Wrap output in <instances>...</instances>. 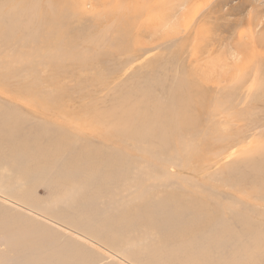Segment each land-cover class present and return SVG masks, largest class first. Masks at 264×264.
<instances>
[{
	"label": "rangeland",
	"instance_id": "rangeland-1",
	"mask_svg": "<svg viewBox=\"0 0 264 264\" xmlns=\"http://www.w3.org/2000/svg\"><path fill=\"white\" fill-rule=\"evenodd\" d=\"M65 1L67 2L0 0L2 13L9 9H18L23 4H38L40 9H43L38 10L40 15L48 17L49 10L53 8L51 16L57 14L60 17L58 27L62 30L66 27L69 29L66 37L80 33L86 23L85 32L96 38L97 42L101 41L99 47L95 44L97 49L81 46L76 48L81 55L92 54L89 55V58L92 57L89 64L84 67L85 71H82L77 63L82 61L81 56L76 58L77 62L71 61L67 70L62 66L53 69L45 63L44 58H38L39 56L38 59L25 56L33 44L32 41L37 43L43 34L42 30H39L42 28L40 25L36 30L30 25H20L14 36L9 35L4 41L0 40V225L2 215L22 214L14 205L6 203L3 196L13 201H18L19 198L26 205L35 201L38 207H47L50 211L45 209V215L48 214V217L51 216L50 218L61 225L40 223L45 232L53 231L54 237L52 241L48 240L50 236L43 237L41 241L42 238H38V230L35 229L34 239L38 244L35 249L16 248L13 245L15 250L10 248L12 245H6L5 240L8 241L9 237L0 235V264H126L122 259L130 264H264V240L258 245H248L245 243L246 238L236 236V227V234L217 229L221 221L232 217L233 211L224 206L225 203H230L231 207L239 212H243V209L249 210L247 213L250 214L254 212L257 218L261 219L260 230L264 231V92H260L258 88L264 87V44L258 42V39L264 38V0H202V3H195L196 7H202L198 20L210 18L214 23L222 25L221 32L217 33L215 39H226L214 43L219 51L212 57L217 61L218 56L222 55L226 60L227 64L224 67L220 65V68L214 67L213 62L216 61L213 59L210 63L206 54L196 59L187 56L188 54L182 57L177 55L184 41H180V37L171 38L169 33H174L170 29L174 26L172 22L177 21H174V17L177 19L179 15L172 17L173 21L171 18L165 20L164 10H161L171 0H78L79 3L77 0L75 3L74 0H69V3ZM86 1L89 2L88 5H85ZM99 2L101 4L97 6ZM205 2L213 4L207 5ZM111 3L117 5L113 6ZM157 6L162 7L160 11ZM83 8L88 10V14L92 13L91 11L97 14L93 12L87 20L85 16L84 20L81 16L74 17V13L84 11ZM133 14H137V17ZM250 20L255 23L252 30L258 31L254 39L257 43L255 46L247 38L251 31L248 25ZM79 21L84 24H78ZM166 21H170V25L165 23ZM167 28L169 32H165ZM34 30L36 36L32 41L19 40L16 37L19 32L29 34ZM140 30H146L147 33H141ZM240 33H245L246 38L241 46H236ZM112 42L117 47H127L132 51L146 48V52L135 59L131 53H119ZM236 49L238 53L241 49L243 51L239 53L238 58ZM23 56L24 58L17 62L13 61V58ZM212 63L213 65H209ZM186 78L188 79L185 82ZM183 82L185 83L182 84ZM184 85L187 87L186 91L203 89L206 94L201 98L204 97L206 103H201L200 120L196 126L198 132L195 131L194 138L188 135L186 138L189 146L180 150L184 155L168 151L166 159V156H163L166 150H161L165 147L150 134V128L154 126L150 122L158 110L159 115L170 111L171 106L177 102L176 90ZM235 87H240L242 91L234 93ZM248 87L251 88L248 90ZM212 93H216L214 98L211 97L214 95ZM220 94H223V97L229 95L223 100L224 107H220L221 110L228 109L225 117L246 116L243 123L237 124L239 122L234 119H229L231 122L221 119L220 122V117H215L213 104L219 102ZM256 96L259 98V107H250V103H256L252 100ZM173 100L175 104L170 103ZM137 105L146 109L145 116L135 109ZM126 110L129 113L125 119L123 114ZM160 110L163 111L162 114ZM165 122L163 119V124ZM214 128L219 131L217 134ZM115 129L119 133L130 129L133 134L127 139L119 138L112 135ZM158 130L159 128L155 132ZM212 132H215V135ZM108 135L112 137L109 139ZM227 135L229 139L224 137ZM61 136H66L65 140L69 141H62ZM189 137L191 139H188ZM207 137L214 143L208 144ZM231 138L235 141L243 139V143L227 147L217 146L228 140L232 141ZM51 142H62L76 150L86 148L84 150L91 152L90 159L84 161V165L77 156L74 161L75 152L62 153L63 158L56 152V155H52L51 151L49 152ZM167 143L169 146L164 145L169 149L171 144H176L174 140L171 144L169 141ZM206 144L214 145L207 149ZM35 147L39 148L38 152ZM43 151L49 153L50 158L58 155L61 160L58 157L53 158V161L48 154L45 153L44 156ZM150 152L159 153L166 161L168 155L171 154V157L169 156L166 162L162 156L156 157L157 153L152 155ZM175 153H179L180 157L175 156ZM117 155L126 159L122 165L115 162L119 159ZM43 158L46 163L53 161L55 165L49 167L51 163L46 164ZM73 161L75 163H72ZM78 161L83 165L80 169ZM164 162L169 164L168 167ZM62 163L69 165L66 168ZM74 164H78L77 171L80 172H75L76 166L72 168ZM26 166L30 172L33 167L32 171L35 173L23 169ZM91 166L94 168V171L91 168L93 172H90ZM70 167L75 173L71 172ZM42 168H45L44 172ZM256 168L262 169L261 172L257 174ZM24 171L32 176L27 174L26 178ZM60 173L65 176V181H62L64 178L56 179L61 177ZM68 174L71 178L77 174L78 179L75 177L71 180ZM19 195H22L21 198ZM235 197H247L246 200L250 199L256 205L242 204ZM150 201L162 205L158 213H155L154 219L146 211ZM199 204H203L211 212H214L216 206H222L224 210L214 213L212 221H202L201 228L195 230L191 224L198 223L194 211L198 209ZM177 211L180 212L184 224H170L168 228V222L163 217L170 213L175 218ZM124 214L126 220L123 219ZM9 222L13 225L10 226L13 233L20 235L23 241L27 238V233L33 232L27 227H22V224L25 225L23 222ZM63 246L68 247L65 250ZM57 250H65L64 253L67 254L57 256Z\"/></svg>",
	"mask_w": 264,
	"mask_h": 264
},
{
	"label": "bare ground",
	"instance_id": "bare-ground-1",
	"mask_svg": "<svg viewBox=\"0 0 264 264\" xmlns=\"http://www.w3.org/2000/svg\"><path fill=\"white\" fill-rule=\"evenodd\" d=\"M56 1V0H55ZM69 0H67V2L66 3H69L68 2ZM84 1V0H83ZM94 1V0H93ZM101 1V0H100ZM107 1V0H106ZM106 1H104V2H106ZM118 1V0H117ZM197 1H201V3H202V0H171L170 2H167L166 3V7H164V9H161V10H164V16H165V20H167V19H170L171 21H173L172 19H174L175 18V20L174 21H176V23H174V22H172L173 24H174V26H173V29H170V31L171 30H173V32L174 33H169L170 34V36H171V38L173 37V39L174 38H179L180 37V41H181V39H182V41H184L183 42V44L180 46V48L178 49V54H177V52H176V54L177 55H180L181 57H182V55L183 56H186L187 54V56H189V57H191L192 59H196V58H198V57H200V58H202V56H204L205 54V56H206V58L207 59H209V61H210V63H211V61L213 62V59L214 58H212L213 56H214V54H216L217 53V51H219L216 47H215V44L214 43H216V42H218V41H221V42H223V41H225V37H223V38H221V39H218V38H216L215 39V37L217 36V33H219V31H220V27L222 26V25H220V24H218V23H214L210 18H204L203 17V14H202V17L204 18L203 20H201V18H200V20H198V16H199V14H200V12L202 11V7H200V5L198 6V7H196L195 6V3L197 2ZM204 1V0H203ZM206 1V0H205ZM209 1V0H208ZM211 1V0H210ZM53 2V1H52ZM51 2V3H52ZM77 2H78V0H77ZM76 2V3H77ZM87 2V1H86ZM110 2V1H109ZM115 2V1H114ZM123 2V1H122ZM122 2H117L118 4H120V3H122ZM215 2H218V1H215ZM73 3H75V0H74V2ZM79 3V2H78ZM93 3V2H92ZM117 3H116V5H117ZM156 3V2H155ZM206 3V2H205ZM212 2H210V3H206L207 5H210ZM89 4V2H87L85 5H88ZM94 4V3H93ZM92 4V5H93ZM98 4H101L100 2L99 3H97V6H98ZM112 4V3H111ZM125 4V3H124ZM213 4V3H212ZM217 4V3H216ZM68 5V4H67ZM78 5V4H77ZM85 5L84 4H81V6L82 7H85ZM91 5V6H92ZM113 5V4H112ZM116 5H113V6H116ZM51 6H52V4H51ZM50 6V7H51ZM101 6H103V4L101 5ZM124 6V5H123ZM217 6V5H216ZM55 7V6H54ZM60 7V6H59ZM78 7V6H77ZM93 7V6H92ZM109 7H111V6H109ZM156 7V6H155ZM103 8V7H102ZM160 8H162L161 6H160ZM160 8H158V6H157V10H159ZM42 9V8H41ZM40 9V5H38V4H33V5H30V6H27L26 4H23V5H21L18 9H16V8H13V9H9V10H6L4 13H2L1 11H0V40L1 41H4L6 38H7V36H9V35H11V36H14L15 35V33L17 32V30H18V27L20 26V25H30L31 27H33L34 29L35 28H37V26L38 25H40L42 28L41 29H39L40 31L42 30V35L40 36L41 38L39 39V41H37V43H35L34 41H32V39H34L35 38V30L33 31V32H31V33H29V34H25V33H22V32H19V33H17L16 34V37H17V39H19V40H24V41H32V45L30 46V49H29V51L27 52V53H25V56L27 57V58H34V59H38V58H44L45 59V63L48 65V66H50V67H52L53 69H57V68H60L61 66H62V68L64 69V70H67L68 68H67V66H68V64H70V62L71 61H76V58L77 57H80L81 56V59H82V57H83V59H82V61L79 63V62H77L78 64H79V66H80V68L79 69H81L82 71L84 70V67H85V65L86 64H89L88 62H89V60L92 58V57H90L89 58V55H92V54H83V55H81L80 53H78L77 52V50H76V48H78V47H82V48H93V47H95V44L97 45L96 47H99L100 46V40H98V42H97V39L96 38H93V37H90L86 32H85V24H84V22L82 23V24H84V26H82V27H84V28H82L83 30L80 32V33H74V34H70L69 35V37H66L65 35H68L69 33V29H67V27H66V29H63L62 30V28H59L58 26V23L57 22H59L60 21V17H59V15L57 16V14L55 15H53V16H51L52 14H50V12H52L53 11V8H51V10H49L50 12H49V14H48V17H47V15H45V16H42V15H40V13H39V11L38 10H41ZM60 9H61V7H60ZM65 9V8H64ZM43 10V9H42ZM45 10V9H44ZM82 10H84V8L82 9ZM106 10V9H105ZM104 10V11H105ZM203 10H204V8H203ZM56 11V9L54 10V12ZM72 11V10H71ZM103 11V12H104ZM113 11V10H112ZM130 11H132V10H130ZM160 11V10H159ZM207 11V10H206ZM43 12V11H42ZM73 12V11H72ZM80 12V11H79ZM75 12L74 13V17H76V16H81V19H83L84 20V18L86 17V20L89 18V15L90 14H92L94 11H91L92 13H90V14H88V10H84V11H82V12ZM106 12V11H105ZM134 12V11H133ZM209 12V11H208ZM56 13V12H55ZM69 13V12H68ZM67 13V14H68ZM94 13H96V12H94ZM107 13V12H106ZM141 13V12H140ZM180 13V14H179ZM209 13H211V10H210V12ZM73 14V13H72ZM97 14V13H96ZM131 14V13H130ZM147 14V13H146ZM176 14H178L179 16H178V18L176 19V17H174ZM44 15V14H43ZM137 15V14H136ZM136 15H134L133 14V16H136ZM161 15V14H160ZM61 16V15H60ZM85 16V17H84ZM109 16V15H108ZM130 16V15H129ZM132 16V17H133ZM141 16H143L142 14H141ZM148 16V15H147ZM205 16H206V13H205ZM208 16V15H207ZM63 16H61V18H62ZM65 17V16H64ZM83 17V18H82ZM99 17V16H98ZM125 17V16H124ZM123 17V18H124ZM127 17H128V15H126V19H127ZM137 17V16H136ZM160 17H162V16H160ZM172 17H174V18H172ZM130 18V17H129ZM133 18H135V17H133ZM96 19V18H95ZM126 19H124V20H126ZM160 19V18H159ZM66 20V19H65ZM64 20V21H65ZM75 20H77V19H75ZM89 20H91V19H89ZM128 20V19H127ZM161 20V19H160ZM159 20V21H160ZM242 20V19H241ZM61 21H62V19H61ZM70 21V20H69ZM68 21V22H69ZM78 21V20H77ZM81 21V20H80ZM80 21H79V23L78 24H81L80 23ZM257 21V20H256ZM21 22H24V23H21ZM164 22V21H163ZM168 21H166L165 23H167ZM222 22V21H221ZM170 23V21L168 22V24ZM171 23V25H173ZM250 24H248L249 26H250V28H251V31L248 33V39H250V41L252 42V45H256L257 43H256V40H254L255 38H256V32H258V31H256V32H254V29L252 30V28H253V26L255 25V23L252 21V20H250V22H249ZM61 24H62V22H61ZM70 24H71V22H70ZM73 24V23H72ZM155 24V23H154ZM160 24H161V22H160ZM167 25V24H166ZM170 25V24H169ZM138 26V25H137ZM162 26H164V25H162ZM241 26V25H240ZM257 26H258V24H257ZM81 27V26H80ZM169 28H171L170 26H168ZM118 28V27H117ZM139 28H141V26L139 27ZM143 28V27H142ZM145 29V28H144ZM39 30H37V31H39ZM132 30V29H131ZM36 31V32H37ZM68 31V32H67ZM76 31V30H75ZM119 31V30H118ZM133 31V30H132ZM134 31H135V29H134ZM142 30H140V32H141ZM152 31V30H151ZM151 31H150V33H151ZM120 32V31H119ZM136 33H137V31H135ZM145 32H146V30H145ZM145 32H141V33H144L145 34ZM148 32H149V30H148ZM165 32H169V30H168V28H167V31H165ZM221 32V31H220ZM122 33V32H121ZM133 33V32H132ZM147 33V32H146ZM163 34V33H162ZM40 35V34H39ZM116 35V34H115ZM138 35H139V33H138ZM147 35V34H146ZM150 35V34H149ZM166 35V34H165ZM168 36V35H167ZM219 36V35H218ZM117 37V36H116ZM144 37V36H143ZM162 37V36H161ZM221 37V36H220ZM261 37V36H260ZM39 38V37H38ZM113 38V37H112ZM134 38V37H133ZM167 38V37H166ZM244 38H246L245 37V33H240L239 34V36H238V41H237V43H236V46H238V45H240L242 42H243V39ZM263 38V37H262ZM115 39V38H114ZM169 39H170V37H169ZM112 40V39H111ZM127 40V39H126ZM162 40V39H161ZM164 40H166V39H164ZM100 41V42H99ZM114 41V40H113ZM141 41V40H140ZM167 41V40H166ZM102 42H104V41H102ZM143 42H145V41H143ZM250 42V43H251ZM258 42L259 43H262V44H264V38L263 39H258ZM249 43V44H250ZM112 44L113 45H115V43L114 42H112ZM145 44V43H144ZM110 45H111V43H110ZM110 45H109V47H110ZM251 45V44H250ZM127 46H128V44H127ZM145 46V45H144ZM222 46H223V43H222ZM241 46V45H240ZM80 47V48H81ZM95 47V48H96ZM108 47V48H109ZM112 48H114V46H111ZM115 47H117L116 45H115ZM143 47V46H142ZM146 47H147V44H146ZM242 48H243V46H242ZM97 49V48H96ZM115 49V48H114ZM117 49H118V51H119V53H123V54H125V55H128V54H133V55H131V56H133V57H135V59L137 58V57H140V56H142L143 55V53L144 52H146V48H141V49H139L138 51H132V50H128L127 49V47H124V48H120V47H117ZM219 49H220V47H219ZM223 49V48H222ZM82 51V50H81ZM94 51V50H93ZM236 51H237V49H236ZM235 51V52H236ZM241 51H242V49L240 50V52L239 53H241ZM243 52V51H242ZM84 53V52H83ZM98 53H99V51H98ZM237 54H236V58H238V56L240 55L239 53H238V51L236 52ZM101 54V53H100ZM99 54V55H100ZM116 54V53H115ZM108 55V54H107ZM118 55H120V54H118ZM174 55V54H173ZM223 55H224V53H223ZM39 56V57H38ZM96 56H98V54L96 55ZM103 56V55H102ZM113 56V55H112ZM176 56V55H175ZM225 56V55H224ZM38 57V58H37ZM99 57V56H98ZM97 57V58H98ZM188 57V58H189ZM219 57V59L216 61L215 59V61L216 62H213L214 63V67H219L220 65L221 66H225L226 64H227V62H226V60L222 57V55H219L218 56ZM22 58H24V56L23 57H21V58H13V61H15V62H17L19 59H22ZM96 58V57H95ZM175 58V57H174ZM226 58V57H225ZM116 59H117V57H116ZM129 59V58H128ZM131 59H132V57H131ZM96 60V59H95ZM127 60V59H126ZM188 60V59H187ZM203 60V59H202ZM79 61V60H78ZM93 61V60H92ZM91 61V62H92ZM207 61V60H206ZM206 61L204 62V63H206ZM66 63V65H61L62 63ZM73 63V62H72ZM100 63V62H99ZM98 63V64H99ZM132 63V62H131ZM213 63L212 64H209V65H213ZM126 64H127V62H126ZM193 64V63H192ZM200 64V63H199ZM223 64V65H222ZM94 65V64H93ZM93 65H91V66H93ZM184 65V64H183ZM207 65H208V63H207ZM97 66V65H96ZM181 66V65H180ZM220 66V67H221ZM3 67H4V65H3ZM88 67H90V66H88ZM194 67V66H193ZM200 67V66H199ZM207 67H209V66H207ZM211 67V66H210ZM213 67V69H215ZM219 67V68H220ZM6 68V67H5ZM86 68V67H85ZM91 68V67H90ZM89 68V69H90ZM195 68V67H194ZM204 68V67H203ZM116 69V68H115ZM183 69V71H184V68H182ZM181 69V70H182ZM197 69V68H196ZM207 69V68H206ZM85 71V70H84ZM87 71V70H86ZM179 71H180V69H179ZM183 71H182V73H183ZM88 72V71H87ZM91 72V71H90ZM185 72V71H184ZM100 73V72H99ZM104 73V72H103ZM200 74L202 73V72H199ZM205 73V72H204ZM224 73V72H223ZM103 75V74H102ZM102 75L100 76V77H102ZM225 75V74H224ZM222 77H224L223 75H222ZM183 78V77H182ZM181 78V79H182ZM187 79L188 78H186V80H184L185 82L187 81ZM98 79H96V81H97ZM193 81V80H192ZM185 82H183L182 84H184ZM189 83V82H188ZM181 84V85H182ZM186 85V84H185ZM185 85L183 86V87H179L177 90H176V99H175V101L177 100V102H176V104L175 103H173V102H175L174 100L172 101V102H170V103H172V104H175L173 107L171 106V108H170V111L168 112V113H163V115H159V110H158V113L157 114H154L153 115V118H152V120H151V122H150V124L151 123H153L154 124V126L152 125V127L150 128V130H151V132H150V134H151V136L152 137H154V138H156V139H158L160 142H161V144H162V146H164L165 147V149H161L162 151H164V150H166L165 151V153H166V155H165V153H164V157L167 159V153H168V151L169 152H179L180 153V150H181V148L182 149H185V148H187L189 145V141L187 140V136L189 135V136H193V138L195 137V131H197L196 129H197V125H198V123H199V112H200V109H201V103H206V101H205V99H204V97H202L201 98V96H205V94H206V92L203 90V89H197V90H189V91H186V88L187 87H185ZM197 85V84H196ZM207 86V85H206ZM213 88H216V90H218L219 89V87H213ZM221 88V87H220ZM236 88V87H235ZM251 87H248V90L250 89ZM259 88V90H260V92H264V87H258ZM196 89V88H195ZM213 91V90H212ZM220 91V90H219ZM242 90L240 89V87H238V88H236L235 89V91H234V93H239V92H241ZM214 92V91H213ZM212 94H214V93H212ZM216 94V93H215ZM215 94L213 95V96H211V97H213L214 98V96H215ZM209 95V94H208ZM217 95H218V93H217ZM226 95V94H225ZM219 96V95H218ZM220 96H221V98H219V102L217 103V104H213V110H214V112H215V117L217 118H219L220 117V122H221V119H222V121H223V119H224V121L225 122H231V121H229V119H231L232 121H237V122H239V123H237V124H240V123H243L245 120H244V118H246V116L244 117V118H239L238 116H226L225 117V114H227V110H221V108L220 107H224V104H223V100L225 99V97H227V96H229V95H226L225 97H223V94H220ZM210 97V98H211ZM258 97L256 96V97H254L252 100H254V101H256V103H254V104H252V103H250V107H253V108H255V106H256V108L257 107H259V103L257 104V101H258ZM135 109L137 110V111H139L142 115H146V109L144 108V107H142V106H136L135 107ZM135 109H132V110H135ZM161 111V113L160 114H162V110H160ZM165 111V110H164ZM167 111V110H166ZM126 113H124L123 114V118H125L126 119V116L128 115V113H129V111L128 110H126L125 111ZM229 112V111H228ZM242 113V112H241ZM244 113V112H243ZM240 114V113H239ZM229 115V114H228ZM245 115V114H244ZM243 115V116H244ZM162 116V117H161ZM164 119V121L166 120V122H165V124H163V119ZM234 119V120H233ZM201 121L203 122V119H202V117H201ZM149 122V121H148ZM201 123V122H200ZM236 123V122H235ZM64 124V123H63ZM85 124V123H84ZM91 124V123H90ZM208 124V123H207ZM210 125H212V124H210ZM230 125H231V123H230ZM59 126V125H58ZM85 126V125H84ZM89 128L91 127V126H93V124H91V126L90 125H87ZM232 126V125H231ZM237 126H241V125H237ZM60 127H61V125H60ZM69 127H70V125H69ZM72 127V126H71ZM94 127H95V129H96V126L94 125ZM159 128V130H158V132H155L158 128ZM62 128V127H61ZM64 128H65V126H64ZM73 128V127H72ZM93 128V127H92ZM71 129V128H70ZM69 129V130H70ZM86 129H88V128H86ZM92 130V129H91ZM96 130H98V128L96 129ZM141 130V128L139 129V131ZM214 130H217V128L215 129L214 128ZM228 130V129H227ZM72 131V130H71ZM126 131L127 132H121V133H119L118 131H117V129H115L113 132H112V135H117L119 138H122V137H124V138H130L131 136H132V134H133V132L130 130V129H126ZM212 131V130H211ZM99 132H100V130H99ZM198 132V131H197ZM210 132V131H209ZM219 131L217 130V132H216V134L218 133ZM96 133V132H95ZM215 133V132H214ZM213 132H212V134L213 135H215ZM223 133V132H222ZM103 134V133H102ZM226 134V133H225ZM224 134V135H225ZM62 135H64V133L62 134ZM105 135V134H104ZM203 135V134H202ZM209 135H211V133L209 134ZM212 135V136H213ZM228 135H229V132H228ZM224 136V137H229V136ZM103 136V135H102ZM109 136V135H108ZM206 136H208V134L206 135ZM217 136V135H216ZM234 136H236V135H234ZM238 136V135H237ZM62 138H63V140L62 139H60V140H62V141H69V140H65V138H66V136L65 137H63V136H61ZM60 137V138H61ZM112 136H109V139L111 138ZM191 137H189L188 139H191ZM223 137V138H224ZM77 138V137H76ZM209 138H210V136H209ZM208 137H207V139L209 140L208 141V144L210 143V142H212V141H210L211 139H209ZM214 138V137H213ZM218 138H220V137H218ZM239 138V137H238ZM67 139V138H66ZM95 139V138H94ZM222 139V138H221ZM229 139V138H228ZM236 139V138H235ZM97 140V139H96ZM172 140H174L175 142H176V144L174 145H172L171 143H172ZM215 141H216V138L214 139ZM223 140V139H222ZM231 140H232V138H231ZM237 140V139H236ZM167 141H169V143L171 144V148L169 149L166 145H168V143H167ZM186 141H188V142H186ZM224 141V140H223ZM222 141V142H223ZM226 141V140H225ZM245 141V140H244ZM159 142V143H160ZM191 142H193V141H191ZM220 142V141H219ZM52 143V146H50V144ZM51 143H49V147H50V149L51 150H49V152L51 151V154L53 153V154H55V152H56V154H60V157H62L61 155H62V153H65V152H71V154H72V152H75L76 153V155H75V153H73L74 154V161L76 160L75 158V156H77V159H81L83 162L85 161H87V160H89L90 159V156H89V153H91V152H88L87 150H84V149H86V148H84V149H74V147L73 146H71V145H68V144H65V143H62V142H57V143H55V142H51ZM188 143V144H187ZM194 143H195V141H194ZM205 143H207V142H205ZM205 143H203L204 145H205ZM212 143H214V142H212ZM240 143H243V139H241L240 141H235L234 139L232 140V141H229L228 140V142L226 141V142H224L223 144H221V145H217V146H225V147H227V146H235V145H239ZM104 144V143H103ZM164 144H166V145H164ZM208 144H206V145H208ZM23 145V144H22ZM25 145V144H24ZM212 145H214V144H211V146L210 145H208L207 146V149L209 148V147H213ZM169 146V145H168ZM262 146L264 147V145L262 144ZM26 147V146H25ZM24 147V148H25ZM27 147H28V145H27ZM38 147H40V146H38ZM53 149H52V148ZM164 147H162V148H164ZM174 147V148H173ZM203 147V146H202ZM205 147V146H204ZM29 148V147H28ZM27 148V149H28ZM36 148V147H35ZM41 148V150H44L42 147H40ZM167 148L169 149V150H167ZM206 148V147H205ZM261 148V147H260ZM26 149V148H25ZM37 149V148H36ZM39 149V148H38ZM38 149H37V151L36 152H38ZM155 149V148H154ZM173 149V151H170V150H172ZM204 148H202V150H203ZM206 149V150H207ZM210 149V148H209ZM32 150V149H31ZM47 149H45V151H46ZM53 150V151H52ZM83 150H84V152H83ZM243 150V149H242ZM241 150V151H242ZM250 150V149H249ZM27 151V150H26ZM40 151V150H39ZM45 151H43L42 153L44 154V156H45ZM182 151H184V150H182ZM203 151H205V150H203ZM41 153V152H40ZM39 153V154H40ZM111 153H113V152H111ZM151 153V152H150ZM149 153V155H151ZM155 153H157V152H155ZM152 154V155H156V154ZM162 153V154H163ZM179 153L178 154H176L175 153V156L177 155V157H180V156H178L179 155ZM202 153V152H201ZM249 153V152H248ZM257 153V152H256ZM49 155V158H50V154L49 153H46V155ZM52 154V155H53ZM55 154V155H56ZM66 154V153H65ZM117 154H119V153H117ZM144 154V153H143ZM173 154V153H172ZM182 153H180V155H181ZM187 154V153H186ZM242 154H244V152L242 153ZM246 155H247V153H245ZM251 154H253V153H251ZM250 154V155H251ZM42 155V154H41ZM52 155H51V157H52ZM54 155V156H55ZM53 156V158H55V159H58V157L59 156ZM148 154H147V156L150 158V156H149ZM151 155V156H152ZM159 155V153H157V155H156V157ZM171 155V154H170ZM170 155H168V160H169V156ZM174 155V154H173ZM182 155H184V154H182ZM64 156H66V155H64ZM108 156V155H107ZM144 156V155H143ZM162 156V155H161ZM161 156L159 155L158 157H160L161 158ZM162 156V157H163ZM187 156V155H186ZM59 157V158H60ZM73 157V156H72ZM117 158H119L118 160H115V162L116 163H118V164H121L122 165V163H124L125 162V160L126 159H124L123 157H121V156H119L118 157V155L116 156ZM127 157V156H126ZM153 157H155V156H153ZM152 157V159H155V158H153ZM163 157V158H164ZM171 157V156H170ZM257 157V156H256ZM40 158V157H39ZM45 158V157H44ZM43 158V159H44ZM49 158L47 159V161H49ZM53 158H50L51 160H53ZM63 158V157H62ZM71 158V157H70ZM107 158H109V157H107ZM106 158V159H107ZM116 158V159H117ZM144 158V157H143ZM147 158V157H146ZM164 158V159H165ZM30 159V158H29ZM54 159V160H55ZM111 161L113 160V158L111 159V158H109ZM114 159H115V157H114ZM157 159V158H156ZM163 159V160H164ZM166 159L164 160V161H166ZM242 159V158H241ZM37 160H38V158H37ZM45 160V159H44ZM53 160V161H54ZM60 160H61V158H60ZM59 160V162H60V165H61V161ZM72 160V159H71ZM80 160V161H81ZM157 160H159V159H157ZM161 160V159H160ZM159 160V161H160ZM168 160L166 161V162H168ZM248 160V159H247ZM35 161H36V159H35ZM52 161V162H53ZM63 161V160H62ZM65 161V160H64ZM63 161V162H64ZM68 161V160H67ZM72 162V163H75V162ZM118 161V162H117ZM162 161V160H161ZM172 161V160H171ZM240 161V160H239ZM249 161V160H248ZM37 162V161H36ZM52 162H48V163H51V164H49V167L50 166H52V165H55L54 163H52ZM69 162V161H68ZM83 162H82V164H83ZM85 162H84V165H85ZM127 162V161H126ZM166 162H164V164H166ZM243 162H247V161H243ZM253 162V161H252ZM43 163H44V161H43ZM45 163H46V160H45ZM48 163H46V164H48ZM56 163V162H55ZM58 163V162H57ZM70 163V162H69ZM71 163V164H72ZM88 164H89V161L87 162ZM115 163V164H116ZM241 163V162H240ZM68 164V163H67ZM78 164H79V161H78ZM78 164H77V166H78ZM45 165V164H44ZM58 165H59V163H58ZM62 165H65L66 166V168L68 167V165H66V164H63L62 163ZM73 165V164H72ZM117 165V164H116ZM121 165H120V167H121ZM167 165V167H168V165L169 164H166ZM252 165H253V163H252ZM56 166H57V164H56ZM75 164H74V167H72L73 169L75 168ZM77 166H76V169H75V172H80V171H77ZM80 166H83V165H81V164H79V166H78V168L80 167ZM124 166V165H123ZM251 166V165H250ZM44 167V166H43ZM63 167V166H62ZM61 167V168H62ZM70 167V168H71ZM165 167V166H164ZM244 167V166H243ZM29 167L28 166H26V168H23V169H27V171H29V169H28ZM60 168V169H61ZM71 168V169H72ZM81 168V167H80ZM79 168V169H80ZM84 168H85V166H84ZM91 168H93L92 166L90 167V169ZM122 168V167H121ZM247 168H249V167H247ZM246 168V169H247ZM21 169V171H22V168H20ZM32 169H33V171H34V168L32 167ZM32 169H31V172H33L32 171ZM37 169V168H36ZM36 169H35V171H36ZM43 169V172H44V169L45 168H42ZM59 169V168H58ZM64 169V171H65V167L63 168ZM73 169H72V171L71 172H73ZM87 169V168H86ZM95 169H97L96 167H95ZM184 169V168H183ZM261 170L262 169H260V168H256L255 169V171H256V173L258 174V173H260L261 172ZM20 170H19V172H21ZM50 171H51V169H50ZM87 171H89V169H87ZM93 171H94V168H93ZM92 171V169H91V171L90 172H93ZM128 171V170H127ZM126 171V172H127ZM202 171H203V169H202ZM30 172V171H29ZM30 172V173H31ZM36 172H38V171H36ZM41 172H42V170H41ZM55 172V171H54ZM67 172V171H66ZM75 172H73V173H75ZM23 173V172H22ZM24 173H25V171H24ZM23 173V174H24ZM30 173L28 174V172H26L25 174H24V176L26 177V175L28 174V175H30ZM33 173H35V172H33ZM69 173V172H68ZM57 174V173H56ZM80 174V173H79ZM83 174V173H82ZM81 174V175H82ZM22 176V174H19V176ZM33 175H35V174H33ZM57 175H59V173L57 174ZM63 175V174H62ZM65 175H67V173L65 174ZM69 176H70V178H71V175L70 174H68ZM73 175V174H72ZM77 175V174H76ZM75 175V177H76V180L78 179L77 178V176ZM80 175V176H81ZM126 175H127V173H126ZM195 175V174H194ZM198 175V174H197ZM196 175V177H198ZM20 176V177H21ZM30 176H32V175H30ZM60 176H61V173H60ZM84 176V175H83ZM85 176H86V174H85ZM28 177V176H27ZM26 177V178H27ZM65 176L63 175V176H61V177H59L58 176V178H56V179H58V180H60L59 178H64ZM73 177V176H72ZM74 177V178H75ZM87 177V176H86ZM94 177V176H93ZM126 177V176H125ZM66 178H68V177H66ZM70 178H68V181H70V182H72L71 180L72 179H74V178H71V180H70ZM89 178V177H88ZM87 178V179H88ZM100 178V177H99ZM123 178H124V176H123ZM262 178V177H261ZM23 179H24V177H23ZM55 179V180H56ZM91 178H89V180H90ZM110 179V178H109ZM254 179V178H253ZM21 180V179H20ZM58 180L56 181V182H58ZM66 179L64 178V180H62V181H65ZM75 180V181H76ZM260 180V179H259ZM75 181H73V182H75ZM107 181V180H106ZM119 181V180H118ZM264 181V180H263ZM60 182V181H59ZM63 183V182H62ZM67 183V182H66ZM65 183V184H66ZM264 183V182H263ZM67 184H69V183H67ZM71 184V183H70ZM260 187H262V186H260ZM259 187V188H260ZM0 193H2V192H0ZM10 193V192H9ZM20 196V198H21V196L22 195H19ZM240 196V195H239ZM244 196H246V194H244ZM3 198V200H5L6 201V203H9V204H11V205H14L15 207H16V209H19L20 210V212L22 211V214L20 213H17L16 215H12V214H4V215H2L1 216V225H0V235L1 236H3V237H9L7 240L10 242V243H12V244H9V242L8 241H6L5 240V242H6V245H12L10 248H14L15 250H16V248H23V247H27V248H29V249H35L36 248V246H38V244L36 243V241H35V239H34V234H35V229H37L38 230V233H37V236H38V238L40 239V238H42L41 239V241L43 240V237H46V238H49V236H50V238L48 239L49 241H52L53 240V237H54V233H53V231H49V232H45L43 229H44V227L43 226H41L40 225V223L41 224H43V223H50L51 225H57V226H61L60 225V223H58V222H56L55 220H53L52 218H50V217H48L47 215H45L46 213H44L43 211L45 210V209H47V210H49L47 207H38V204L35 202V201H32L31 202V205L29 204V205H26V204H24V202L23 201H21V200H19V198L17 199L18 201H20V203H17L18 201H13V200H11V199H9V198H6V197H2ZM24 197H22V199H23ZM236 198V200L237 201H240L242 204H245V205H256V203L255 202H253L252 200H246V198L245 199H242V198H238V197H235ZM29 201V200H28ZM37 201V200H36ZM249 201H251V202H253V203H251V202H249ZM30 202V201H29ZM151 202V201H150ZM152 203V202H151ZM147 204V205H149V206H146V211L148 212L147 214H149L151 217H152V219H154L153 217H154V215H155V213L157 214L158 213V211L162 208V205H160V204H156V203H152V204ZM259 203V202H258ZM10 206V205H9ZM225 207H227L229 210H231V211H233V215H232V217L229 219V220H225V221H221L220 223H221V225L220 226H218V230H221V231H225V230H228L229 232H231V233H234V234H236L237 232H235V230H234V227H236V229H238V233L236 234V236H238V237H241V238H246V244H248V245H258V244H260L261 243V241L262 240H264V231H261L260 229H261V225L262 224H260L259 222H260V220L257 218V216L254 214V212L252 213V214H250L249 212L247 213V211H249V210H247V211H245L244 209L242 210L243 212H239V210H236L233 206L231 207V205H230V203H225V205H224ZM240 207V206H239ZM43 208V209H42ZM46 210V211H47ZM223 207L222 206H216L215 208H214V212H211L210 210H208L203 204H199V207H198V209L197 210H195L194 211V213H195V215H196V219L198 220V223H192L191 224V227L193 228V229H195V230H197V229H200L201 228V222L202 221H212L213 219H214V213H221V212H223ZM50 211V210H49ZM244 212H246V213H244ZM251 212H252V210H251ZM8 213V212H7ZM258 213V212H257ZM148 215V216H149ZM260 216V215H259ZM24 217H29V218H31V219H29V220H25V218ZM56 217V216H55ZM125 218V214H124V217H123V219ZM145 218H146V216H145ZM167 222H168V228H170L169 227V225L171 224V225H174V224H184L183 223V221H182V219H181V216H180V212L179 211H177L176 213H175V218H173L172 216H171V214L170 213H167L164 217H163ZM262 219H263V216L261 217ZM148 219H150V217L148 218ZM152 219H150L151 221H152ZM12 220V222H14V223H16V224H19V223H25V225L24 224H22V227H27V228H29L30 230H33V232H30V233H27V238H25V241H23V238L20 236V235H17L16 233H13V231H12V228L10 227V226H13L9 221H11ZM124 220H126V219H124ZM31 221V222H30ZM43 222V223H42ZM47 224V225H48ZM185 227H187V225H184ZM262 227H264V225L262 226ZM62 228V227H61ZM65 229V228H64ZM164 229H166V227H164ZM264 229V228H263ZM16 230V229H15ZM47 231V230H46ZM261 234H263V235H261ZM36 236V235H35ZM91 241V240H90ZM92 242V241H91ZM94 244V243H93ZM16 247H14V246ZM67 247L68 246H66V247H64L63 246V248L66 250L67 249ZM62 248V249H63ZM6 250H8V248L6 249ZM65 250H63V251H59V250H57V252H56V254H57V256H58V254L59 255H62L64 252H65ZM1 251V250H0ZM3 252V251H2ZM110 253V252H109ZM55 254V253H54ZM65 254H67V253H64V255ZM63 257V256H62ZM59 258H61V256L59 257ZM66 258V257H65ZM63 259H64V257H63ZM122 262H124V263H126V264H130V262H127V260H125V259H122L121 260Z\"/></svg>",
	"mask_w": 264,
	"mask_h": 264
}]
</instances>
